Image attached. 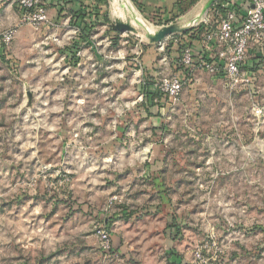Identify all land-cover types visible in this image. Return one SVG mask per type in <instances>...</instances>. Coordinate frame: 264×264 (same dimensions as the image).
Instances as JSON below:
<instances>
[{
	"label": "rangeland",
	"instance_id": "374dc122",
	"mask_svg": "<svg viewBox=\"0 0 264 264\" xmlns=\"http://www.w3.org/2000/svg\"><path fill=\"white\" fill-rule=\"evenodd\" d=\"M130 1L143 25L113 0L15 20L0 57V264H264V54L250 86L195 68L147 109L140 85L181 73L184 35L149 33L205 0L182 18Z\"/></svg>",
	"mask_w": 264,
	"mask_h": 264
},
{
	"label": "built area",
	"instance_id": "2783aa9c",
	"mask_svg": "<svg viewBox=\"0 0 264 264\" xmlns=\"http://www.w3.org/2000/svg\"><path fill=\"white\" fill-rule=\"evenodd\" d=\"M17 3L19 22L40 26L49 20L44 0H17ZM214 14V17L205 15L200 24L190 29L202 26L198 39L181 50L180 72L183 67H193L191 71L198 68L223 77L227 85L250 86L254 77L245 68L247 61L250 56L253 59L264 54V0L229 2L222 4ZM213 18L215 20L211 22ZM15 31L13 26L0 32V46L4 51L14 39ZM179 74L155 84V88L163 95L176 96L184 81ZM99 235L101 245L107 251L111 247L110 233L100 230Z\"/></svg>",
	"mask_w": 264,
	"mask_h": 264
},
{
	"label": "trees",
	"instance_id": "16d2710c",
	"mask_svg": "<svg viewBox=\"0 0 264 264\" xmlns=\"http://www.w3.org/2000/svg\"><path fill=\"white\" fill-rule=\"evenodd\" d=\"M47 5L50 3L49 0H44ZM54 1V0H53ZM68 1V0H67ZM66 0H55V4L59 5V12L61 10L64 11V9H68L66 5V3H68ZM196 0H189L187 2V5L185 7H181L180 11L181 13H186L189 8L195 3ZM52 2V1H51ZM54 4V5H55ZM61 13V12H60ZM179 14H175V16H178ZM215 19L213 18L211 20V22H213ZM202 28V26H200L199 28L197 29H194L192 31H187L184 33V35H182L180 38L177 39V42L174 44L172 42V45L176 46L177 47V50L179 52H181V50L185 47V46H188V45H191L192 44V41L194 39H198L199 35H198V32L199 30ZM185 40H188V42H185ZM4 54V50L1 48L0 46V57H2ZM261 61H262V56L261 55H257V56H254V58L252 60H250L249 62V65L248 67L246 66V69L250 72V76L251 77H254V71L260 66L261 64ZM178 65V64H177ZM193 67H186L181 70V73L179 74L181 79L182 80H185L186 78L189 77L190 75V72H191V69ZM181 69V67H180ZM150 82L148 83H143L140 85L144 90V96H145V105L147 107V109L153 105H156V101L155 99H158V96H162V92H160L157 88H155L154 90L155 91H152L151 89L149 90L148 88L152 87ZM110 238H111V247L107 250L108 252H114L116 251L118 248H117V245H115L114 243V238L112 236V234H110ZM173 256L172 258V264H180V259L173 254H171Z\"/></svg>",
	"mask_w": 264,
	"mask_h": 264
},
{
	"label": "crops",
	"instance_id": "0c3cea01",
	"mask_svg": "<svg viewBox=\"0 0 264 264\" xmlns=\"http://www.w3.org/2000/svg\"><path fill=\"white\" fill-rule=\"evenodd\" d=\"M93 1L94 0H68L67 1L68 3H66L65 6L71 7V9H78L80 7L84 8L85 4H90V3L93 4ZM188 1L189 0H154V2L156 4L164 6L167 11H169L171 9L174 12V15L179 14L178 16H181V18H182V16H185L190 11V9H192L193 7H196L199 0H196L195 3L189 8V10L186 13L182 14L180 9H181V7H185L187 5ZM206 1L207 0H205V2ZM238 1L239 0H216V2L208 10L209 12H207L205 15L210 14V17H214L215 11L220 10V6L222 4H226L229 2H238ZM205 2H204V4H205ZM51 3H52V6L47 5V14H48V17L53 18L57 15V11L59 10V5L55 4L56 2L53 3V1ZM53 4H55V5L53 6ZM202 7H201V9H202ZM198 12H200V11H198ZM63 13H65V11L62 10V12L60 14L62 15ZM79 13H83V12H81L79 10V12H77L76 14H79ZM18 18H19L18 12L15 13V10H12L11 12H9L7 10V12L5 14L0 12V32H2L3 30H5L9 27L15 26V20H18ZM188 31H190V29ZM185 32H187V31H185ZM185 32H183V33H185Z\"/></svg>",
	"mask_w": 264,
	"mask_h": 264
},
{
	"label": "water",
	"instance_id": "95a60500",
	"mask_svg": "<svg viewBox=\"0 0 264 264\" xmlns=\"http://www.w3.org/2000/svg\"><path fill=\"white\" fill-rule=\"evenodd\" d=\"M216 2V0H207L205 4L203 5L202 9L200 10V14L198 18H196L195 23L188 26H183L179 22H175L169 25L162 26L161 28L157 29L155 33H149V38L154 42H160L168 35H174V34H180L185 31H188L189 29H192L196 25L200 24V22L203 20L206 12L212 7V5ZM118 25H121L125 27L128 30H132L133 27L130 26L127 23H121L118 22Z\"/></svg>",
	"mask_w": 264,
	"mask_h": 264
},
{
	"label": "bare ground",
	"instance_id": "6f19581e",
	"mask_svg": "<svg viewBox=\"0 0 264 264\" xmlns=\"http://www.w3.org/2000/svg\"><path fill=\"white\" fill-rule=\"evenodd\" d=\"M114 3L118 4L119 7V17L120 18H125L131 22V24L136 25V23L142 24L139 22V12L134 8L133 4L131 3L130 0H113ZM115 8V7H114ZM138 12V13H137ZM199 12L192 18L186 20L185 22H180L181 25L183 26H188L192 25L195 23L196 18L199 16ZM143 25V24H142ZM155 31L152 32L155 33L157 30L154 29Z\"/></svg>",
	"mask_w": 264,
	"mask_h": 264
}]
</instances>
